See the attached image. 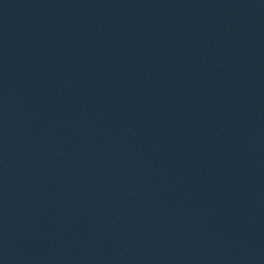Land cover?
Returning a JSON list of instances; mask_svg holds the SVG:
<instances>
[{
	"label": "water",
	"instance_id": "water-1",
	"mask_svg": "<svg viewBox=\"0 0 264 264\" xmlns=\"http://www.w3.org/2000/svg\"><path fill=\"white\" fill-rule=\"evenodd\" d=\"M0 264H264V0H0Z\"/></svg>",
	"mask_w": 264,
	"mask_h": 264
}]
</instances>
